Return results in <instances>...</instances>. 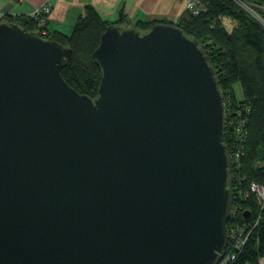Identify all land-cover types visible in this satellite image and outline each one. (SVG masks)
I'll use <instances>...</instances> for the list:
<instances>
[{"label":"water","instance_id":"water-1","mask_svg":"<svg viewBox=\"0 0 264 264\" xmlns=\"http://www.w3.org/2000/svg\"><path fill=\"white\" fill-rule=\"evenodd\" d=\"M68 53L0 22V264H219L235 190L204 46L173 22L109 24L94 99Z\"/></svg>","mask_w":264,"mask_h":264},{"label":"trees","instance_id":"trees-1","mask_svg":"<svg viewBox=\"0 0 264 264\" xmlns=\"http://www.w3.org/2000/svg\"><path fill=\"white\" fill-rule=\"evenodd\" d=\"M203 2L201 13L189 10L173 23L197 38L214 64L225 95L226 144L230 153L237 149L241 154L238 164L232 165L235 213L228 220V229L233 237H229L221 264H264V208L251 188L252 182L264 184V25L236 0ZM225 17L235 21L231 32L223 24ZM0 22L18 23L67 48L69 53L61 69L64 79L93 99L98 96L103 75L94 52L109 24L124 26L119 21L105 20L93 6L79 18L71 33L47 27L48 31L43 32L39 19L31 15H4ZM156 22L140 20L132 27L146 31ZM238 81L243 90L241 99L234 91ZM243 122L245 136L240 140L235 129Z\"/></svg>","mask_w":264,"mask_h":264},{"label":"crops","instance_id":"crops-1","mask_svg":"<svg viewBox=\"0 0 264 264\" xmlns=\"http://www.w3.org/2000/svg\"><path fill=\"white\" fill-rule=\"evenodd\" d=\"M188 0H0V17L31 15L49 3L52 11L47 27L69 33L93 6L105 19L125 27L140 20L178 22L188 11ZM121 20V21H120Z\"/></svg>","mask_w":264,"mask_h":264},{"label":"built area","instance_id":"built-area-1","mask_svg":"<svg viewBox=\"0 0 264 264\" xmlns=\"http://www.w3.org/2000/svg\"><path fill=\"white\" fill-rule=\"evenodd\" d=\"M236 1L242 7H244L248 12H250L254 17H256L259 22H261L264 25V1L260 3L251 2L248 0H236ZM187 7L194 14L201 13L202 9L205 8L203 0H188ZM51 11H52L51 5L49 3H46L42 7L36 9L35 12L32 14V16L38 18L40 24L45 26L48 23V16L50 15ZM223 24L229 32H231L232 29L235 27V21L229 17L223 18ZM244 122L241 125H239L238 128L235 129L236 137L239 138L240 140H243L245 136V131H243V128L245 127ZM238 147L241 148V145H239ZM230 154H231L232 165L233 163L238 164L241 156L240 150L235 149L233 153ZM251 188L256 193L262 208H264V184L258 182H252ZM239 192H242V190L239 189ZM233 213H235L234 207H233L232 215ZM230 236L233 237L232 231L231 232L229 231V237ZM221 255L223 257L224 253Z\"/></svg>","mask_w":264,"mask_h":264},{"label":"rangeland","instance_id":"rangeland-1","mask_svg":"<svg viewBox=\"0 0 264 264\" xmlns=\"http://www.w3.org/2000/svg\"><path fill=\"white\" fill-rule=\"evenodd\" d=\"M41 26H42L43 32L48 31L47 25H45V26L41 25ZM228 26H230V25H228ZM69 33H71V31ZM234 91H235V94H236L238 99L243 98V90H242L241 83L239 81L234 84ZM233 215H234V213H233ZM221 261H222V259L220 260L219 264H221Z\"/></svg>","mask_w":264,"mask_h":264}]
</instances>
